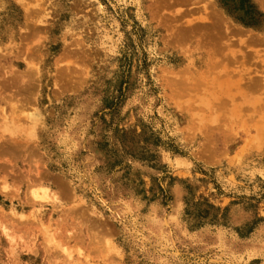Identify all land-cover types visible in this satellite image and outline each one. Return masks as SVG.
Wrapping results in <instances>:
<instances>
[{
  "label": "rangeland",
  "instance_id": "1",
  "mask_svg": "<svg viewBox=\"0 0 264 264\" xmlns=\"http://www.w3.org/2000/svg\"><path fill=\"white\" fill-rule=\"evenodd\" d=\"M0 264H264V0H0Z\"/></svg>",
  "mask_w": 264,
  "mask_h": 264
}]
</instances>
